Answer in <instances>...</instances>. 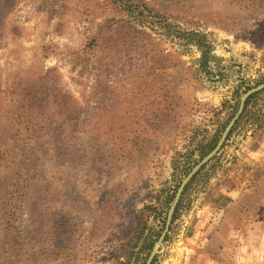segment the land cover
<instances>
[{"label":"rangeland","instance_id":"374dc122","mask_svg":"<svg viewBox=\"0 0 264 264\" xmlns=\"http://www.w3.org/2000/svg\"><path fill=\"white\" fill-rule=\"evenodd\" d=\"M141 1L208 37L211 74L184 42L137 26L147 43L120 32L133 24L106 0H0V264H146V235L151 264H264V89L186 185L158 244L168 211L158 204L219 144L242 97L264 85V0ZM39 78L55 106L41 151L14 122L16 100ZM63 95L72 140L54 116ZM98 103L125 142L91 152ZM14 134L25 152L11 150ZM22 240L27 254L13 245Z\"/></svg>","mask_w":264,"mask_h":264},{"label":"trees","instance_id":"16d2710c","mask_svg":"<svg viewBox=\"0 0 264 264\" xmlns=\"http://www.w3.org/2000/svg\"><path fill=\"white\" fill-rule=\"evenodd\" d=\"M116 11L118 15H122L123 17L126 18V24L127 23H132L133 26H127V28H121L120 32L122 29H126L129 33H133L136 36H141L142 37V42H146L145 38L147 39V34L143 30L137 29L135 26L145 29V30H150L153 34L160 36L161 38L165 40H179L181 42H184L186 45H190L194 48L197 49V51L200 54V57L198 59V70L205 73V74H211V68H212V62H215L216 57L212 55V49L210 42L208 40V37L204 35L203 33L197 31V30H188L182 25H179L176 22V18L173 15L170 14H165L161 11H156L153 7H150L147 3L141 0H106ZM262 0H245L246 3L253 5L259 4ZM222 20L221 18H219ZM123 21L122 23H124ZM94 43L91 45V48L94 46ZM150 45V43H149ZM213 75V74H212ZM49 74H46V77L44 81L48 80ZM25 85V84H23ZM47 90L44 85V83L41 81V79H31L28 81V86L25 88L22 93L23 98L17 99L16 100V107H14V122L15 126L17 127V131H19V127L22 128V126L27 130H32V136L30 137L29 143L31 140L35 141L33 149H36L38 151L46 150L43 144L45 141L42 139L44 138V133L46 132V128L49 125L48 122H46L47 119V114H48V107L49 105L53 106V102L49 103L47 105V100L45 99L47 95ZM55 93L56 95L59 94V91L57 89H54L51 91V94ZM60 97V96H59ZM60 99H63L60 103L59 106H56L54 109L55 115L58 116V119L60 120L61 125L59 126L58 129L61 131H65L64 135L68 137L70 140L73 139L70 136L69 137V123L65 120L68 115L66 111V103L65 101L67 99H70L66 96H61ZM248 100L244 103L247 104ZM99 109L98 114H96L89 122V128L87 131V140L88 144L87 147L93 148V151L100 152L104 148V142L108 140L109 142H113L115 138H117V142L121 145L122 142H125V138L123 139L124 135L118 133L112 134L114 131H117V128L115 127V124H108V123H103L100 118H103L104 115H102V110L105 109V105H102V103L97 104ZM55 107V106H53ZM245 107V106H244ZM243 107V109H244ZM65 112L64 114H61L62 112ZM238 113V112H237ZM236 114V113H235ZM236 117V116H235ZM233 117V118H235ZM53 122V121H52ZM232 122V121H231ZM229 122V125L231 124ZM32 124L30 127L26 125ZM105 125H108L107 129L105 128ZM228 125V126H229ZM76 129H77V122H75V135H76ZM127 126L126 125H121L119 126L118 130H125L124 132L126 133ZM89 131L93 133L92 137H89ZM28 132V131H27ZM101 134H98V133ZM18 133V132H17ZM104 135L103 140H100V136ZM112 134V135H111ZM121 136V138H120ZM11 143V150H18L20 152H25L26 151V143L24 145H20L21 142H25V140L19 139L18 135L14 134L13 137L9 141ZM9 143V144H10ZM45 145V144H44ZM218 145V141H215L214 143L212 142L209 144V146L206 147V151H204L203 155L201 156L202 159H205L207 156H209L211 153L214 152ZM27 146H29L27 144ZM12 162L6 163L5 169H10L13 166H15V161L19 160L21 156L19 154L15 155V158L10 157ZM11 170V169H10ZM17 175V180L21 181V176ZM189 176V175H188ZM186 189V188H185ZM179 190V187L176 192L173 193V195H167L165 196L163 202L158 204L162 211L164 209L168 210L166 211L165 215V221L163 222V228H165L166 221H167V216L170 213V210L172 206L174 205L176 194ZM185 195V191L183 190L181 194V198L177 204V207L175 209L174 214L178 211V207L181 205L183 197ZM154 207H146L145 210H151ZM162 213V212H161ZM144 236V233L142 234ZM142 235H139V239L142 238ZM158 240V237H157ZM144 241V247L145 249H148L149 253L147 258L149 259L151 255V250H152V244L149 242V236L146 235L143 238ZM20 247L21 250L25 251V248L28 250H32V244L25 245L24 240H22L21 243L14 242L13 245ZM150 248V249H149ZM26 253V251H25ZM27 254V253H26Z\"/></svg>","mask_w":264,"mask_h":264},{"label":"water","instance_id":"95a60500","mask_svg":"<svg viewBox=\"0 0 264 264\" xmlns=\"http://www.w3.org/2000/svg\"><path fill=\"white\" fill-rule=\"evenodd\" d=\"M264 89V85L247 93L246 95H244L241 99V105H240V108H239V111L237 113V116L234 118V120L231 122V124L229 125V127L227 128V130L225 131L221 141L219 142V144L217 145L216 149L214 150V152L209 155L205 160H203L199 165L198 167L187 177V179L181 184L177 194H176V198H175V202H174V205L172 206L171 210H170V213L168 215V218H167V222H166V226H165V231L160 239V241L158 242V244H161L162 241L165 239V236L168 232V229H169V226H170V223H171V220H172V217H173V214L175 212V208L181 198V194L183 192V190L185 189L186 185L189 183V181L194 177V175H196V173L204 166L206 165L214 156L217 155V153L219 152V150L221 149L224 141H225V138L227 137L228 133L231 131L232 127L234 126L235 122L237 121V119L240 117L242 111H243V107H244V103L246 102L247 98L249 96H251L252 94H255L257 92H260ZM156 255V246L153 248V251L147 261L146 264H151L154 257Z\"/></svg>","mask_w":264,"mask_h":264}]
</instances>
